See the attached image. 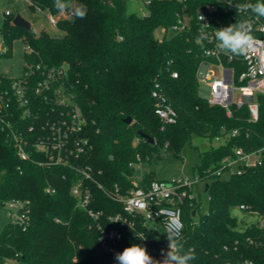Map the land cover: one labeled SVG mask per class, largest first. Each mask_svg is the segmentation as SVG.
Listing matches in <instances>:
<instances>
[{
  "label": "trees",
  "instance_id": "trees-1",
  "mask_svg": "<svg viewBox=\"0 0 264 264\" xmlns=\"http://www.w3.org/2000/svg\"><path fill=\"white\" fill-rule=\"evenodd\" d=\"M127 1L69 0L73 6L87 5L88 12L83 19L70 18L65 12L55 24L62 32L60 37H51L46 31L35 35L12 26L13 17L5 16L0 36L7 52L1 55L9 54L12 41L18 38L27 49L24 64L68 68L67 84L87 121L83 136L93 148L81 162L101 173L97 179L106 188L117 184L122 193L132 189L135 166L149 163L159 148L180 156L193 139L208 140L209 146L199 153V163L193 168L208 197L207 212L201 213V204L195 199L182 205L183 248L196 256L190 264H238L242 259L264 264V247L254 248L246 241L253 237L264 242V227L254 221L240 230L231 215V209L239 205L264 215V151L262 165L240 176L224 179L213 174L220 161L234 156L236 149H264V96H256V121L249 120L246 107L232 108L228 118L224 109L208 105L199 97L195 76L200 60L196 33H171L162 40L154 37L156 29L166 33L176 23L175 14L184 4L152 0L146 4L147 13L138 16L128 11ZM27 2L32 11L52 16L60 13L54 0ZM211 2L187 0L185 7L193 15L198 5ZM170 70L177 71L178 78H171ZM155 79L177 113L175 124H163L154 113L150 92ZM126 117L130 124L124 122ZM233 130L237 135L228 136ZM138 131L154 143L139 137ZM218 136L222 141L211 145ZM78 177L59 165L45 167L19 160L0 131V207L12 199L30 202L27 227L0 224V264H117L116 255L107 249L119 253L132 244L146 247L157 260L163 258L164 236H155L141 216L124 214L121 204L108 200L95 186L90 208L102 212V217L94 222L79 210L70 194ZM152 180H156L152 172L144 174V182ZM47 189L54 192L47 194ZM115 215L124 216L126 222L107 220ZM102 232L106 237H101Z\"/></svg>",
  "mask_w": 264,
  "mask_h": 264
},
{
  "label": "built area",
  "instance_id": "built-area-1",
  "mask_svg": "<svg viewBox=\"0 0 264 264\" xmlns=\"http://www.w3.org/2000/svg\"><path fill=\"white\" fill-rule=\"evenodd\" d=\"M152 0H145L149 4ZM184 4L182 11L175 14L176 23L168 30L181 34L194 31V42L200 49V60L195 70L197 85L207 91L205 99L210 106L225 110L226 116L232 115V108L246 107L250 121L258 119L257 95L264 96V18H256L250 11L238 12L235 3L229 6L227 0H213L211 3L198 5L193 15L187 13V0H178ZM5 16H8L7 14ZM200 16L204 17L201 21ZM250 20L253 25L254 40L248 52L233 55L220 51L214 38L216 29L229 26L236 21ZM55 25V18H51ZM204 23L208 24L205 25ZM207 33V38L198 39ZM0 54L7 52L0 36ZM218 72L217 75L215 72ZM170 77L178 78L177 71L170 70ZM68 68L66 66L49 67L42 63L24 64L18 78L0 75V131L11 142L16 156L21 161H31L39 166L65 167L78 175V180L70 188V194L76 200V207L97 222L102 212L90 208L92 203V186L102 191L108 200L119 203L124 214L141 216L147 223L159 224L165 232L166 222L176 220L182 224V205L193 201V190L200 192L203 182L197 177L176 179L172 181L152 180L144 182V173L136 175L140 163L130 178L133 188L122 193L115 184L106 188L98 181L100 172L86 164L82 159L90 154L92 145L83 136L87 125L75 100V95L67 84ZM154 101V113L163 124L176 123L177 113L155 79L150 92ZM237 130L228 133L235 137ZM215 141H222L216 137ZM258 150L245 152L236 149L234 156L224 157L213 172L214 175L227 179L240 176L247 170L261 166L262 157ZM37 156L36 158H34ZM47 189L46 193H53ZM5 209L7 222L25 228L30 223V202L28 200H8ZM240 210L257 215V225L264 227V215L239 205ZM124 216H107L110 222H122ZM129 226L132 224L128 223ZM114 236V235H111ZM101 237L106 235L102 232ZM163 249L166 251L168 241ZM247 243L254 248L264 247V242L247 237ZM102 246L106 249L104 242ZM109 252L118 253L112 249ZM238 264H256L250 259H242Z\"/></svg>",
  "mask_w": 264,
  "mask_h": 264
},
{
  "label": "rangeland",
  "instance_id": "rangeland-1",
  "mask_svg": "<svg viewBox=\"0 0 264 264\" xmlns=\"http://www.w3.org/2000/svg\"><path fill=\"white\" fill-rule=\"evenodd\" d=\"M127 7L129 12L138 16L147 13L145 0H128ZM6 14L11 18L13 17V19L16 16L23 18L29 23L31 31L35 35L45 31L51 37H60L62 35V32L52 23L51 18H55V20L63 19L65 17L64 13L52 16L45 11H32L27 0H0V32ZM164 35L169 37L171 31L168 30L165 33L163 28H158L154 31V37L157 40H162ZM11 44L9 54H0V75L14 79L22 74L24 68L23 54L27 49L22 39H14ZM215 73L219 74L217 71ZM199 97L206 98L207 91L200 89ZM217 144L218 142L213 140L211 145L215 146ZM208 146L209 143L206 139H193L191 145L183 148L180 156H175L172 152L159 148L158 153L153 154V158L149 163H142L141 167H138L136 175L152 172L154 178L160 181H172L179 178L191 179L196 174L193 168L199 163V153L207 149ZM194 147H197V149ZM193 196L201 204V213H206L209 203L206 193L201 190L199 193L193 190ZM231 215L237 219L240 230H243L246 225L256 221L258 218L257 215L240 210L238 207L231 209ZM7 221L5 209L0 207V224H4ZM148 225L155 236H164L163 229L159 224L149 223Z\"/></svg>",
  "mask_w": 264,
  "mask_h": 264
},
{
  "label": "clouds",
  "instance_id": "clouds-1",
  "mask_svg": "<svg viewBox=\"0 0 264 264\" xmlns=\"http://www.w3.org/2000/svg\"><path fill=\"white\" fill-rule=\"evenodd\" d=\"M232 6V0H227ZM54 6L60 13L67 12L69 17L83 19L86 17L88 8L85 4L73 6L69 0H54ZM235 9L238 12L250 11L256 18H264V0H256L255 3H236ZM201 21L204 20L200 16ZM205 25H208L204 23ZM253 25L250 20L236 21L229 26L215 30L214 38L220 51L233 55H243L249 51L254 37L252 35ZM207 38V33L198 39ZM168 241L167 250H161L160 260L153 258L146 247L141 244H132L122 252L116 254L117 264H190L196 256L193 250H184L182 244V224L176 220L166 222L165 232Z\"/></svg>",
  "mask_w": 264,
  "mask_h": 264
},
{
  "label": "water",
  "instance_id": "water-1",
  "mask_svg": "<svg viewBox=\"0 0 264 264\" xmlns=\"http://www.w3.org/2000/svg\"><path fill=\"white\" fill-rule=\"evenodd\" d=\"M16 26V27H20L23 28L24 30L31 32V28L30 25L27 21H25L23 18H21L20 16H16L14 17V19L12 20V26ZM124 122L126 124H130L131 123V119L129 117H126L124 119ZM138 136L141 138H144V140H146L149 144H153L154 140L149 137L148 135L144 134L143 132L138 131L137 132Z\"/></svg>",
  "mask_w": 264,
  "mask_h": 264
},
{
  "label": "crops",
  "instance_id": "crops-1",
  "mask_svg": "<svg viewBox=\"0 0 264 264\" xmlns=\"http://www.w3.org/2000/svg\"><path fill=\"white\" fill-rule=\"evenodd\" d=\"M144 174H146V172Z\"/></svg>",
  "mask_w": 264,
  "mask_h": 264
}]
</instances>
